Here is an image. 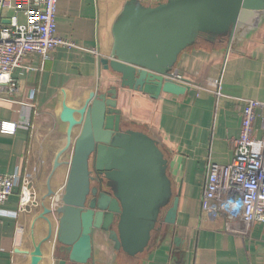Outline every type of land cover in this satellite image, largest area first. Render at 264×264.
I'll use <instances>...</instances> for the list:
<instances>
[{"label":"crops","instance_id":"0c3cea01","mask_svg":"<svg viewBox=\"0 0 264 264\" xmlns=\"http://www.w3.org/2000/svg\"><path fill=\"white\" fill-rule=\"evenodd\" d=\"M126 1L58 0L56 33L75 46L59 47L43 64L31 54L13 70L19 90L0 100V125H16L12 133L0 129V173L14 175L12 195L0 208V264H57L63 255L56 235L72 155L63 112L72 109L81 122L90 95L113 86L122 128L156 139L179 202L175 225L161 224L135 258L95 230L94 262L111 264L123 254L117 264H264V221L248 235L231 234L221 215L201 208L209 164L233 159L244 100L264 102V12L231 37L200 36L175 64L186 91L153 96L121 88L120 76L99 61L108 56L111 26ZM257 113L255 136L261 138L264 112Z\"/></svg>","mask_w":264,"mask_h":264},{"label":"water","instance_id":"95a60500","mask_svg":"<svg viewBox=\"0 0 264 264\" xmlns=\"http://www.w3.org/2000/svg\"><path fill=\"white\" fill-rule=\"evenodd\" d=\"M263 12L264 0H167L155 6L127 0L111 26L108 56L99 61L120 76L121 88L180 95L187 85L168 78L179 54L203 35L231 37ZM117 94L115 86L91 94L81 122L64 109L72 155L56 235L63 251L57 264H96L95 230L106 232L115 250L135 258L161 224L176 223L179 195L173 194L167 160L152 136L122 128Z\"/></svg>","mask_w":264,"mask_h":264},{"label":"built area","instance_id":"2783aa9c","mask_svg":"<svg viewBox=\"0 0 264 264\" xmlns=\"http://www.w3.org/2000/svg\"><path fill=\"white\" fill-rule=\"evenodd\" d=\"M57 2L0 0V100L9 101L18 92L13 70L23 67L29 55H39L43 64L53 59L59 47L75 46L56 33ZM168 78L188 84L176 71ZM244 103L240 133L232 139L233 159L228 164H209L201 197L202 211L221 215L224 230L240 235H248L253 224L264 221V134L257 138L254 125L257 111L264 112V102L245 99ZM261 120L264 130V114ZM15 128L14 123L0 125L3 132L12 133ZM76 134L75 129L72 137ZM256 144L260 145L258 152L253 151ZM13 181L14 175L0 173V208L12 195ZM235 202L242 205L240 214L229 218Z\"/></svg>","mask_w":264,"mask_h":264},{"label":"clouds","instance_id":"9594fccd","mask_svg":"<svg viewBox=\"0 0 264 264\" xmlns=\"http://www.w3.org/2000/svg\"><path fill=\"white\" fill-rule=\"evenodd\" d=\"M260 148L259 144L253 146V151L258 152ZM242 205L239 202H235L232 204L231 211L229 212V218H233L234 216H238L240 214V208Z\"/></svg>","mask_w":264,"mask_h":264},{"label":"rangeland","instance_id":"374dc122","mask_svg":"<svg viewBox=\"0 0 264 264\" xmlns=\"http://www.w3.org/2000/svg\"><path fill=\"white\" fill-rule=\"evenodd\" d=\"M95 183H93V185H94ZM122 253V252H121ZM122 256H120V255H116V257H114V261H112L111 262V264H117L118 263V261L120 262V263H122V261H123V254H121ZM121 258V259H120ZM124 262V261H123Z\"/></svg>","mask_w":264,"mask_h":264}]
</instances>
